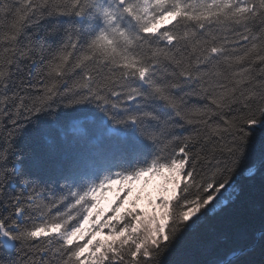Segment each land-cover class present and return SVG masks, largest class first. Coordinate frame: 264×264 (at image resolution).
Wrapping results in <instances>:
<instances>
[{
  "label": "snow or ice",
  "instance_id": "snow-or-ice-1",
  "mask_svg": "<svg viewBox=\"0 0 264 264\" xmlns=\"http://www.w3.org/2000/svg\"><path fill=\"white\" fill-rule=\"evenodd\" d=\"M0 264H264V0H0Z\"/></svg>",
  "mask_w": 264,
  "mask_h": 264
},
{
  "label": "rangeland",
  "instance_id": "rangeland-1",
  "mask_svg": "<svg viewBox=\"0 0 264 264\" xmlns=\"http://www.w3.org/2000/svg\"><path fill=\"white\" fill-rule=\"evenodd\" d=\"M164 187L165 182L160 177L153 178L147 185L141 181L134 185L132 194L129 196V200L136 199V207L139 210L150 214L153 211L154 204H150L149 201H158L160 196L163 194ZM167 187L170 188L171 185H167ZM112 201L113 196L110 192H108L105 197L101 199L100 210L106 212ZM126 205L127 207L131 206L130 203H127Z\"/></svg>",
  "mask_w": 264,
  "mask_h": 264
},
{
  "label": "trees",
  "instance_id": "trees-1",
  "mask_svg": "<svg viewBox=\"0 0 264 264\" xmlns=\"http://www.w3.org/2000/svg\"><path fill=\"white\" fill-rule=\"evenodd\" d=\"M134 185H135V184H134ZM134 185L131 186V187H132V191H133ZM125 187H127V186H125ZM109 192H110V193L112 194V196H113V201L109 204V208H107L106 212L103 211V210H101V211H102V216L100 217V221H101V222L105 219V217H107L108 215H111V214H112V213H111V209H112L114 206H116V204L119 202V199L125 195V192H124L123 190L120 189V186H119V185H117V187H116V185H114L113 188H112V190L109 191ZM107 193H108V192H107ZM107 193H106V194H107ZM106 194H105V195H106ZM131 194H132V192H131ZM131 194H130V195H131ZM130 195H128V196H127V199L124 201V206H123V208L121 209V213H123L125 210L131 208V207H132V202H133V201L136 202V199H135V200H134V199H130V200H129V196H130ZM104 197H105V196H104ZM104 197H103V198H104ZM127 203H130L131 206L127 207V205H126ZM114 223H115V221H114ZM90 226H91V224H89V225H85V228L87 229V228H89ZM106 232H107V229H105V233H106ZM96 239H98V240H102V239H110V238H109V237H106V235H104V234H101V235L97 236ZM189 242H190V241H189ZM176 258H177V257L174 255V256H172V257H169L168 259H176Z\"/></svg>",
  "mask_w": 264,
  "mask_h": 264
}]
</instances>
